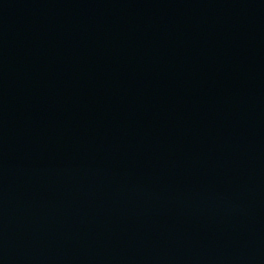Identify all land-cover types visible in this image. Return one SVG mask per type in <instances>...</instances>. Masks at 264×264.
<instances>
[{"label": "water", "instance_id": "95a60500", "mask_svg": "<svg viewBox=\"0 0 264 264\" xmlns=\"http://www.w3.org/2000/svg\"><path fill=\"white\" fill-rule=\"evenodd\" d=\"M0 264H264V0H0Z\"/></svg>", "mask_w": 264, "mask_h": 264}]
</instances>
